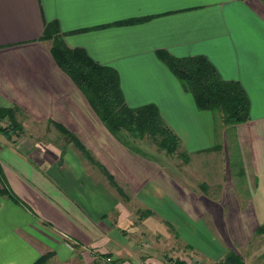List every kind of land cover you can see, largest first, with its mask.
<instances>
[{
    "label": "crops",
    "instance_id": "obj_1",
    "mask_svg": "<svg viewBox=\"0 0 264 264\" xmlns=\"http://www.w3.org/2000/svg\"><path fill=\"white\" fill-rule=\"evenodd\" d=\"M52 20L68 45L117 69L130 106L158 105L188 162L225 149L229 178L219 197L197 194L107 128L55 60L52 40L42 39ZM160 49L208 56L242 83L250 118L217 129L214 112L198 108ZM0 107L16 108L21 125L10 136L0 132V189L7 190L0 193V264H34L46 252L59 264H107L108 256L117 264H176L178 257L150 248L140 256L141 238L170 239L160 217L201 264L230 249L245 264L255 254L264 264V233H256L264 223V0H0ZM56 123L90 149L126 196ZM216 142L221 147L210 149ZM139 205L154 213L139 219ZM254 239L262 243L251 254Z\"/></svg>",
    "mask_w": 264,
    "mask_h": 264
},
{
    "label": "trees",
    "instance_id": "obj_2",
    "mask_svg": "<svg viewBox=\"0 0 264 264\" xmlns=\"http://www.w3.org/2000/svg\"><path fill=\"white\" fill-rule=\"evenodd\" d=\"M42 39L52 40L51 51L59 66L83 91L107 128L130 150L148 154L142 149L140 142L151 138L160 149L169 154H178L185 162L189 161L190 154L180 149V136L164 120L157 104L146 103L139 106L128 104L121 86L120 75L115 67L97 62L82 47L68 45L57 20L45 23ZM158 55L177 75L184 89L193 94L198 108L214 112L217 118V129L219 124H236L250 118V97L242 83L239 80L224 77L208 56L204 54L176 56L166 49L158 50ZM0 116H8L14 130L21 128L16 108L0 107ZM56 124L73 139L84 156L107 174L118 191L126 196L124 189L108 169L96 160L90 149L62 124ZM3 129L10 133V127ZM219 147L221 144L216 142L210 149ZM238 164L240 175H244L241 160ZM0 177L4 178L1 166ZM6 191V188L0 189V193ZM256 233H264V223L257 227ZM52 255V252H46L39 256L34 264H46ZM118 260H107L109 262L107 264H117ZM174 262L187 264V261L180 258ZM224 262L245 264L242 256L233 249L228 251Z\"/></svg>",
    "mask_w": 264,
    "mask_h": 264
},
{
    "label": "rangeland",
    "instance_id": "obj_3",
    "mask_svg": "<svg viewBox=\"0 0 264 264\" xmlns=\"http://www.w3.org/2000/svg\"><path fill=\"white\" fill-rule=\"evenodd\" d=\"M5 127H10L9 132L11 133L8 134L5 129H3ZM0 132L11 135L13 133H18V130H14L9 117H5L2 124L0 125ZM230 142L231 140L229 143ZM140 145L142 149L148 152L150 156L156 158L157 161H160L164 167L166 166L165 169L168 170L173 177H175L177 180H182L183 184L188 185L191 189L195 190L197 194L207 192L210 196L219 197L221 194V185L229 178V172L227 169L228 161L226 160L224 148L220 149L219 151L214 150L216 152H205L203 154H199L198 156H193L191 157L190 162L184 164L185 162L181 157H179L177 154H167V152H165L163 149H160L158 144L151 138H147L145 141L140 142ZM233 152L234 149L231 150V154ZM134 210L137 212L139 219H143L144 217L154 213L151 208L142 205L134 208ZM160 221L164 223L167 229V236L170 239H164V236L163 238L162 236L159 237L162 234L157 236L155 233H153L151 237L145 236V238H141L139 244H142L143 246L142 248H139L141 250L140 256L145 257L146 255L152 253L151 251L145 250L150 248L153 252H155L154 256L156 255L157 257L165 258L164 254H167V256L171 255L173 257L183 258V260L189 258L191 263L201 264V261L199 260L200 258L197 257L198 255L194 251L192 245L185 244L182 239L174 240L175 237L178 238L180 236V232L174 227V224L169 219L163 217H160ZM154 241L156 248L153 246ZM261 243L262 241L259 239H254V241L250 243L248 248L250 251L252 250L251 254H253L254 250L258 248ZM257 256L258 254H255V256L252 258V264H256L261 260ZM46 264L59 263L56 260L49 259ZM95 264H105V262L96 261ZM214 264L226 263L224 262V259H222Z\"/></svg>",
    "mask_w": 264,
    "mask_h": 264
},
{
    "label": "built area",
    "instance_id": "obj_4",
    "mask_svg": "<svg viewBox=\"0 0 264 264\" xmlns=\"http://www.w3.org/2000/svg\"><path fill=\"white\" fill-rule=\"evenodd\" d=\"M5 117L2 118V116H0V125L2 124L3 120ZM69 246L73 248V245L71 243H69ZM113 258L111 256L107 257V260H112ZM145 264H152L151 262H146Z\"/></svg>",
    "mask_w": 264,
    "mask_h": 264
}]
</instances>
